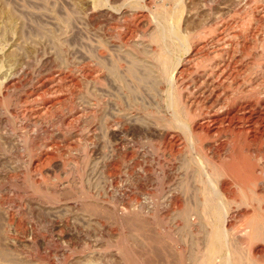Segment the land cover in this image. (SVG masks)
<instances>
[{"label":"bare ground","instance_id":"6f19581e","mask_svg":"<svg viewBox=\"0 0 264 264\" xmlns=\"http://www.w3.org/2000/svg\"><path fill=\"white\" fill-rule=\"evenodd\" d=\"M41 1L0 42V264H264V0Z\"/></svg>","mask_w":264,"mask_h":264},{"label":"rangeland","instance_id":"374dc122","mask_svg":"<svg viewBox=\"0 0 264 264\" xmlns=\"http://www.w3.org/2000/svg\"><path fill=\"white\" fill-rule=\"evenodd\" d=\"M1 2H2V0L0 1V42H1V40H5V41L7 40V41H9L12 37L14 38V36L17 37L18 34H20V33H18L20 30H25V29H23L24 28L23 23L25 21H28V23H29V24H27V22H25L26 23V24L24 23L26 25L25 27H27L28 25H30L25 30L27 32V29L29 30V28L31 29L33 26H35V23H36L35 20H37V23L39 24L40 22L41 23H43V22H50V20H51L50 18L52 17V16H50L52 14L51 12L53 10L52 6H48L47 8L49 9V11L46 9L47 12L45 11V13H44L42 11L45 9L44 8L45 6L44 5H40L41 7H39L38 9L41 8L40 9L41 13H39L40 11L37 9V5L39 6L40 2H42L41 0H39V1L38 0H3V2L2 3ZM42 6H44L43 9H42ZM50 7H51V9H50ZM35 10H36V12H35ZM28 11H30V12H28ZM17 13H18V15H17ZM35 13L36 14L39 13L38 15H41L42 14L41 15V18L39 16L36 17L35 16L36 15ZM44 14H46V15L44 16ZM48 15L50 17L49 18L48 17L46 18V16H48ZM30 17H31V19H30ZM18 18H19V20H18ZM20 19H22V22H21ZM30 20L33 21V22H35V23H31ZM17 21H18V23H17ZM20 25H21L22 29L19 27ZM6 43H8V42H6ZM6 43H4V44H6ZM113 255H115V256H113ZM107 256H108V254H107ZM108 257H109V259L111 258L110 261L112 260L113 263H116V259L115 258H117L118 256H116V253L115 252H112V255H111V253H109V256Z\"/></svg>","mask_w":264,"mask_h":264}]
</instances>
